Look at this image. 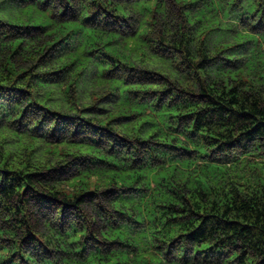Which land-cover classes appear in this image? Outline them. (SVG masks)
<instances>
[{"label":"trees","instance_id":"trees-1","mask_svg":"<svg viewBox=\"0 0 264 264\" xmlns=\"http://www.w3.org/2000/svg\"><path fill=\"white\" fill-rule=\"evenodd\" d=\"M264 0H0V264H264Z\"/></svg>","mask_w":264,"mask_h":264},{"label":"rangeland","instance_id":"rangeland-1","mask_svg":"<svg viewBox=\"0 0 264 264\" xmlns=\"http://www.w3.org/2000/svg\"><path fill=\"white\" fill-rule=\"evenodd\" d=\"M257 152V159L259 160H264V152H259V151H256Z\"/></svg>","mask_w":264,"mask_h":264}]
</instances>
